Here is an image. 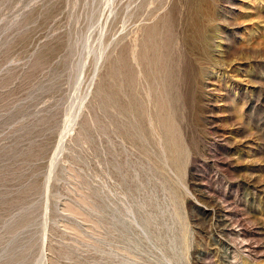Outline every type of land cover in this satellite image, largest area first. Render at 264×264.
<instances>
[{
  "label": "rangeland",
  "instance_id": "rangeland-1",
  "mask_svg": "<svg viewBox=\"0 0 264 264\" xmlns=\"http://www.w3.org/2000/svg\"><path fill=\"white\" fill-rule=\"evenodd\" d=\"M0 264H264V0H0Z\"/></svg>",
  "mask_w": 264,
  "mask_h": 264
}]
</instances>
